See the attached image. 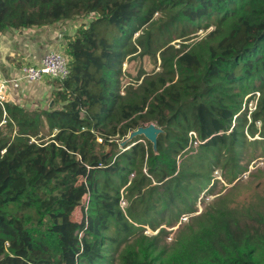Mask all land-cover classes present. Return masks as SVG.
Wrapping results in <instances>:
<instances>
[{"label": "trees", "instance_id": "trees-1", "mask_svg": "<svg viewBox=\"0 0 264 264\" xmlns=\"http://www.w3.org/2000/svg\"><path fill=\"white\" fill-rule=\"evenodd\" d=\"M170 2L191 22L214 20V12H224L232 17L229 30L210 46L203 74L209 85L201 89L194 81L192 97L185 98L179 88L173 90L179 92L175 95L165 80L174 81L177 68L190 78L200 65L195 52L180 49L173 57L163 55L173 75L162 81L156 104L162 113H171L168 121L175 127L159 135L157 153L144 138L146 144L137 142L130 151L114 156L112 149L98 153L96 145L111 146L110 136L124 137L137 129L133 116L145 109L155 90L147 88L139 99L123 101L125 94L116 85L118 64L129 51L125 37L138 29L136 25L149 21L152 7L145 9L141 0H0V33L98 14L79 27L68 43L72 70L63 81L56 79L54 107L27 109L0 103V264H94L101 256V231L110 217L118 221L115 242L135 227L130 219L142 217L132 207V218L125 213L119 188L114 193L99 191L102 174L133 165L140 147V156L147 157L152 172L161 175L157 185L146 175L135 181L132 188L143 192L136 204L142 205L143 188L151 187L149 191L155 193L172 184L180 172L175 159H170L171 150L177 154L188 138L191 141V131L208 145L224 141L223 134L237 131L232 122L243 97L256 88L262 89L263 106L255 118L264 122V0ZM228 90L241 99L237 107L223 103ZM44 127L48 135H42ZM98 137L104 142L98 143ZM122 155L126 161L120 162ZM87 194L96 202L94 213L73 220ZM173 198L171 193L169 199ZM134 258L126 254L122 263L143 264ZM159 264H264V197L225 205L203 229L181 241L174 257Z\"/></svg>", "mask_w": 264, "mask_h": 264}, {"label": "rangeland", "instance_id": "rangeland-1", "mask_svg": "<svg viewBox=\"0 0 264 264\" xmlns=\"http://www.w3.org/2000/svg\"><path fill=\"white\" fill-rule=\"evenodd\" d=\"M141 2L145 9L147 6L153 10L149 11L151 15L145 25H136L138 29L130 37H125L124 47L129 51L124 53L118 64V67L121 64V71L116 77V85L125 94H121L123 101L139 99L147 88L154 87L155 90L150 94L145 109L133 116L138 122L137 129L124 137L119 134L110 136L109 140L113 145L97 144L98 153L112 149L114 156H118L127 149L130 151L131 146L137 142L146 144L144 138L147 137L135 132L151 124L161 130L158 137L166 129H173L175 125L168 121L171 113H162L156 104V95L163 90L162 81L173 75L171 66L164 64L163 55L173 57L180 49L195 52L200 65L196 72H191L190 78L182 76L177 68L174 81L165 80L172 92L179 88L185 98L192 97L194 88L202 86L203 89L209 85L203 74L210 61V46L218 43L227 33L232 20L231 16L218 10L211 15L214 20L211 18L191 22L178 12L179 6L170 0ZM86 15H80L75 20L89 22ZM59 24L57 30L61 32L62 29L70 28L72 20L64 19ZM194 81L198 83L197 86L191 85ZM173 93L179 95V92ZM262 94V89L256 88L243 97L242 106L237 111L238 117L234 116L232 122V125L236 124L237 131L232 133L230 129L226 134L220 132L224 141L217 145L200 141L192 144L188 138L187 144L177 154L171 150L170 159H175L180 172L175 174L172 184L155 193L149 191L151 187L143 188L145 200L142 205L136 204L137 197L141 198L143 192L132 188L135 181H140L146 175L153 185H157L161 175L155 174L156 170L152 172L147 157L143 159L140 156V147L133 165L126 164V168L117 173L101 175L99 191L114 193L119 188L120 204L125 213L132 218V207L142 217L137 220L129 218L135 227L124 240L116 242L118 221L110 217L101 231V256L94 264H123L122 258L126 254L133 255L139 263L159 264L161 260L174 257L181 241L203 229L211 217L225 205L246 204L264 197V122L255 118V114L263 106L260 103ZM208 97L215 98L211 95H207ZM239 100L241 99L234 98L232 91L228 90L223 103L234 108ZM39 107L49 108L48 105ZM34 108L35 106H30L29 109ZM43 134H49L47 127L43 128ZM102 142L103 138L98 137V143ZM153 148L157 153L154 143ZM119 161H126L125 157L122 155ZM171 193L174 195L173 200L169 199ZM94 203L92 195H85L73 212L72 219L82 221L87 215L93 214ZM162 230L166 232L162 233Z\"/></svg>", "mask_w": 264, "mask_h": 264}, {"label": "crops", "instance_id": "crops-1", "mask_svg": "<svg viewBox=\"0 0 264 264\" xmlns=\"http://www.w3.org/2000/svg\"><path fill=\"white\" fill-rule=\"evenodd\" d=\"M67 20H72V24L70 28L62 29L61 32L57 30L59 22L49 26L19 29L11 27L0 33V94L4 96L2 103L10 102L27 109L30 106H35L34 109L41 108L39 105L54 107L56 79L51 77H45L40 81L20 79L17 85L11 82L4 85L1 81L21 77L20 69L23 65H40L44 55L51 50L61 51L71 60L67 53L70 39L75 37L79 27L91 21Z\"/></svg>", "mask_w": 264, "mask_h": 264}, {"label": "built area", "instance_id": "built-area-1", "mask_svg": "<svg viewBox=\"0 0 264 264\" xmlns=\"http://www.w3.org/2000/svg\"><path fill=\"white\" fill-rule=\"evenodd\" d=\"M98 17L96 12H91L86 15L89 21H92ZM22 76L8 78L2 80L4 85L9 82L18 84L20 79H27L30 81H40L45 77H51L63 81L71 73V60L61 51L51 50L46 53L41 61L40 65H23L21 67ZM4 101V96L0 94V103ZM191 143L194 144L197 141L203 142L197 136L195 131L190 132Z\"/></svg>", "mask_w": 264, "mask_h": 264}, {"label": "water", "instance_id": "water-1", "mask_svg": "<svg viewBox=\"0 0 264 264\" xmlns=\"http://www.w3.org/2000/svg\"><path fill=\"white\" fill-rule=\"evenodd\" d=\"M160 129H158L154 124H151L148 127L138 129L135 134L145 135L147 139H149L154 144H157L158 134L160 133Z\"/></svg>", "mask_w": 264, "mask_h": 264}]
</instances>
